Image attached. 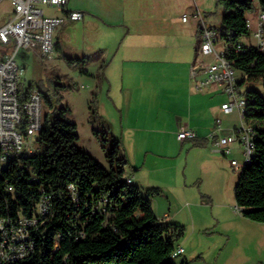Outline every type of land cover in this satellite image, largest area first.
<instances>
[{
	"label": "trees",
	"instance_id": "16d2710c",
	"mask_svg": "<svg viewBox=\"0 0 264 264\" xmlns=\"http://www.w3.org/2000/svg\"><path fill=\"white\" fill-rule=\"evenodd\" d=\"M217 6L222 9L221 24L209 28L218 34L224 58L240 77L243 119L254 145L252 158L239 173L235 204L245 219L264 224V54L244 44L251 37L248 15L257 9L264 14V0H217ZM199 35L201 40V30ZM90 60L68 59L71 65L76 61L83 66ZM106 67V61L99 62L100 86L106 82ZM252 84H260L262 92ZM43 99L53 117L44 121L39 151L10 163L0 176L1 188L13 189L1 192V208L11 217H32L42 197L49 202L47 225L37 232L35 253L25 264H188L173 259L183 227L159 220L152 209L150 199L160 196V190L152 188L143 195L128 182L121 140L112 136L99 112L97 93L88 107L89 123L106 153L109 171L77 147L79 135L67 118L69 108L55 109L48 97Z\"/></svg>",
	"mask_w": 264,
	"mask_h": 264
},
{
	"label": "crops",
	"instance_id": "0c3cea01",
	"mask_svg": "<svg viewBox=\"0 0 264 264\" xmlns=\"http://www.w3.org/2000/svg\"><path fill=\"white\" fill-rule=\"evenodd\" d=\"M6 1L9 21L12 8L9 0ZM94 1L98 2L99 6L80 5L81 3L79 4L77 1L73 3L72 0H69L66 8L61 9V11H55L53 15L49 16L45 14V7H41L45 17L65 18L67 12L70 11L80 12L84 15L79 22L67 20L61 26L57 35H55V46L57 45V48L55 47L56 58H61L65 49L60 38V33L65 28L84 29L87 25H91L97 29L99 27L103 28L105 30L104 34H106L108 29L118 28L125 30L127 28V37H124L117 47L114 41H109L107 37L101 38L102 40L98 42L100 44L98 47L99 57L96 63L99 67V61L107 62V67L103 72L106 82L101 86L99 83L96 84L97 100L104 89L106 98L111 101L114 107L120 110L119 124L121 133L119 138L122 141L125 155L128 156V150H131L132 153L135 152L137 155H142L141 159H137L135 163L127 159L130 168V171L127 172V178L140 189L143 195L152 188L160 190V196L150 199L152 209L159 220L167 222L172 219L174 221L176 217L173 218V216L171 218V214L174 213L176 216L181 214L174 205L181 197L187 199V186L185 183L184 186L179 184L178 167L172 164V157H169L167 152L173 146L178 147L180 153L186 150L188 155L191 152L199 151L200 159L198 164L199 171L203 173V195L197 196L196 200L199 199L201 201L202 199L203 207H207L206 203L213 206L216 200L220 199L222 189L227 182L232 181V170L237 172L245 163L243 162L242 146L238 142L230 144L231 153L228 156H222L214 151L213 141L209 139V136L214 130L215 123L217 120L221 121L222 129L218 135L223 137L230 136L240 127L241 130L243 128L250 129V127L241 119L236 110L228 114L222 110V106L230 100L221 87L209 86L202 92L193 90L195 89V79L191 76L193 68H200V65L212 62L211 57L199 55L201 44L199 39L201 30L199 20L194 18V24L190 31H186L187 33L181 32L171 37V39L167 38L165 40L163 34H158L154 37L141 33L139 34L140 39L128 44L126 40L131 35L130 28L137 25L143 29L146 24L151 25L153 28V24L158 23L159 17L162 21L164 15L163 10L159 6L162 7L163 0H150V5L148 6L135 5L131 0L128 3L127 0ZM174 13L176 21L181 20L182 23H188V21L183 22L184 16L180 18L178 11L172 14ZM197 13L202 16L200 10H197ZM207 15L209 14H205L204 17ZM211 20L212 17L210 16L204 22L208 27H219L209 25L208 23ZM24 52L40 58L37 45H33ZM6 54V49L0 45V62ZM67 54L79 57L85 56L83 52L80 53L72 49L68 50ZM56 58L52 60H56ZM40 60L44 61L41 58ZM18 62L26 69V62L22 58ZM167 66H171L170 73L173 74L176 82H179V86H183L184 92H188V98L185 102L177 101L178 104L176 102L171 106L172 110L167 113L169 115L167 116V121L170 122L171 116L175 118L172 124L169 123L165 128L164 113L161 109L164 98L162 84L165 72L170 74L167 71L168 69H166ZM198 73L202 76L200 69H198ZM29 84L33 85V82H29ZM239 92H243V89H240ZM148 104L153 108V115H148L147 113L144 120H142L143 117L139 116L132 118L131 115H126L124 112L126 107L137 110V108L141 109L142 106ZM236 117L242 121L241 125L235 123L234 118ZM181 128L195 132L197 139L180 142L177 136ZM152 134L170 136L169 140H162L161 143H158V150L160 149L162 153L160 152L157 155H153L151 151H148L149 135ZM125 141L130 145L129 149L126 144L124 145ZM196 143H200L201 146H197ZM233 160L241 163L238 164L237 170L231 165ZM228 163L230 166H228ZM205 181H214V185L210 184L214 188L209 189V187H206L207 189H204ZM175 191L178 193H175ZM162 204L164 205L163 210L161 208ZM156 205L157 207H155ZM158 206L159 210H157ZM242 223L246 227H254L252 225H256L264 231V224L251 222L245 218H243ZM250 233L247 231L246 236H250ZM178 247L184 250L182 245H178ZM186 261L188 264H194L188 260ZM199 264H202V262H199Z\"/></svg>",
	"mask_w": 264,
	"mask_h": 264
},
{
	"label": "rangeland",
	"instance_id": "374dc122",
	"mask_svg": "<svg viewBox=\"0 0 264 264\" xmlns=\"http://www.w3.org/2000/svg\"><path fill=\"white\" fill-rule=\"evenodd\" d=\"M76 1L79 4L81 3L80 5L99 6L98 2L94 0H72L73 3ZM131 1L135 5H150V0ZM128 2L129 0H127ZM159 7L163 10L164 17H162V21L159 17L158 23L153 24V28L149 24H146L143 29L137 25L130 28L131 35L128 34L129 36L126 40L128 44L140 39L139 34L141 33L154 37L155 35L163 34L165 40L167 38L171 39V37L181 32L187 33L186 31H190L194 24V13H197V10L201 11L203 17L205 14L211 15L212 20L208 23L209 25L216 27L221 24L222 9L217 6V0H163L162 7ZM44 11L49 16L53 15L55 11H61V9L45 7ZM175 11L179 12L180 18L186 16L188 23H182L181 20L176 21L175 13L172 14ZM259 13L261 12L257 9L254 14L248 15V22L252 31L256 28ZM8 16L7 1L0 0V27L8 21ZM60 29L61 27L55 31V35ZM104 33L105 30L103 28L99 27L97 29L91 25H87L84 29L68 27L60 33V38L65 48L61 58L57 59L54 54L53 59L56 58V60L41 61L37 56L28 55L21 51L18 60L22 58L26 62L27 81L33 82L35 87H40L43 97H48L55 109H59L61 106L69 108L70 112L67 114V118L77 126L79 135L77 147L89 154L109 171L110 166L106 160V153L102 150L99 141L92 133L88 107L93 102V96L96 94V84L99 79L98 65L96 64L99 57L98 47L100 44L98 42L102 40L101 38L107 37L109 41H114L117 47L119 42L124 37H127L126 33H128V30L127 28L125 30L114 28L108 29L106 34ZM217 39L219 40V36ZM244 44L254 46L255 42L250 37L244 40ZM217 45H219V48H223L219 41ZM70 49L73 51L77 50L80 53L83 52L84 57H91V60L86 66L76 61L71 65L68 59L76 60L82 57L67 54ZM170 68L171 66L166 67L169 73L171 72ZM236 76L237 79H240L238 75ZM162 85L164 98L161 110L164 113V127L166 128L169 123L172 124L175 118L171 116L170 122L167 121V116H169L167 113L172 110L171 106L177 101H187L188 92H184L183 86H179V82H176L172 73L168 74L165 72ZM252 86L257 87L262 92L260 84H252ZM105 89L107 91L106 87ZM193 90L195 91V89ZM59 97L62 98L61 102H58ZM95 104L109 123L112 136L120 139V110L114 107L111 101L106 98L104 89L99 94ZM124 112L126 115H131L132 118L139 116L143 117L142 120H144L147 113L148 115H153V108L149 104L142 106L141 109L137 108V110L126 107ZM43 117L44 121L47 117L51 121L53 117L52 111L45 104V100L43 102ZM234 119L237 125H241L242 121L239 118L236 117ZM96 128L101 131L97 125ZM169 138L170 136L166 134L149 135L148 151H151L153 155H157L161 152L160 149L158 150V143H161L162 140H169ZM110 140L106 146L107 149L111 146ZM125 144L129 149L130 145H128V142L125 141ZM36 146L40 147L38 143ZM198 152H191L188 155L185 150L180 153L179 148L176 146H173L167 152L169 157H172V164L178 167L179 184L184 186L185 183L187 186V199L181 197L174 205L181 214L176 216L172 213L171 218L173 216V218H176L174 221L172 219L167 221L169 224L183 227L184 230V235L177 241V244L183 246L185 254L179 256L176 262L180 263L188 260L194 264H199V262H202V264H264V231L256 225H252L254 227H246L242 223L244 218L242 212L236 207L234 201V187L238 181L241 169H236L237 172L232 170V181L227 182L222 189L220 199L216 200L213 206L206 203L207 207H203V200H196L197 196L203 195V173L199 171L198 161L200 155ZM127 153L128 156L124 153L121 141V155L126 161L130 159L135 163L142 156L141 154L137 155L135 152L132 153L131 150H128ZM228 166H230L229 163ZM129 171L130 168L127 161L125 176H127ZM211 183L215 184L214 181H205L204 189H207L206 187L213 189L214 184L210 186ZM175 193L178 192L175 191ZM161 208L162 210L164 209L163 204ZM157 210H159V206ZM247 231L251 232L250 236H246Z\"/></svg>",
	"mask_w": 264,
	"mask_h": 264
},
{
	"label": "built area",
	"instance_id": "2783aa9c",
	"mask_svg": "<svg viewBox=\"0 0 264 264\" xmlns=\"http://www.w3.org/2000/svg\"><path fill=\"white\" fill-rule=\"evenodd\" d=\"M12 14L7 23L0 27V45L7 54L0 62V176L10 163H17L21 156H32L39 151V135L43 129V96L40 90L29 84L26 69L18 62V54L37 45L42 60H52L56 52L55 31L67 20L79 22L84 15L80 12H67L65 18L45 17L41 7L63 9L69 0H9ZM195 19L201 25V44L199 55L211 57L212 62L195 67L192 78L195 90L204 91L209 86L221 87L229 97V102L222 106L228 114L236 110L240 116L243 97L237 86L235 69L224 58L223 48L216 44V32L196 13ZM183 22L187 21L186 16ZM251 31L255 47L264 54V14L259 13L256 28ZM252 46V45H248ZM201 70V75L198 73ZM221 121L217 120L209 139L213 141L214 151L222 156L231 153L230 144L238 142L242 146L243 162L249 161L250 139L241 132V127L228 137L219 136ZM177 139L180 142L196 140L197 135L189 129L181 128ZM242 162V163H243ZM237 161L231 165L237 169ZM131 182L130 180L128 181ZM12 192V187L0 185V264H25L35 253L36 234L47 225L50 212L49 202L42 197L32 217L13 218L8 210L1 208V192ZM167 217V216H166ZM184 250L177 248L173 259L182 256Z\"/></svg>",
	"mask_w": 264,
	"mask_h": 264
},
{
	"label": "bare ground",
	"instance_id": "6f19581e",
	"mask_svg": "<svg viewBox=\"0 0 264 264\" xmlns=\"http://www.w3.org/2000/svg\"><path fill=\"white\" fill-rule=\"evenodd\" d=\"M218 34H216V43L219 41L218 39ZM244 106H245V101H244V98H243V102H242V112H244ZM240 116H241V119L244 121L243 119V113H240ZM245 122V121H244ZM241 132H244V134H246V137H248L251 141L250 143V155H249V161L250 159L252 158L253 154H254V145H253V139H252V130L251 128L250 129H242ZM249 161H246L243 166L241 167V170L243 169V167L249 162Z\"/></svg>",
	"mask_w": 264,
	"mask_h": 264
}]
</instances>
